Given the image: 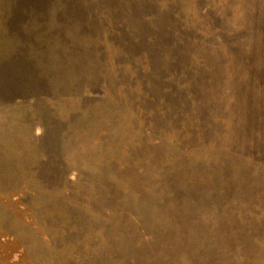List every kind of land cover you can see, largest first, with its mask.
<instances>
[{
    "label": "rangeland",
    "instance_id": "1",
    "mask_svg": "<svg viewBox=\"0 0 264 264\" xmlns=\"http://www.w3.org/2000/svg\"><path fill=\"white\" fill-rule=\"evenodd\" d=\"M2 1L0 264H130L132 260L134 264H199L203 259L198 255L209 256L210 252L196 245L195 239L189 249L175 250L166 249L162 241L175 223L192 221L205 228V211L192 210V204L186 210L189 215L185 210L179 214L170 211L165 202L144 198L136 194V188L129 191L127 186L136 183V178L145 182V177L152 176L157 180L160 172L172 170L183 153L185 163L193 167L199 164L205 168L212 159L218 160L220 150L231 147L232 102L241 92L253 114L262 115L254 136L259 139L255 150L264 153L263 112L255 111L259 100L264 99V83L253 81L242 65L247 60L256 68L254 53L264 56V17L258 24L260 11L250 3L251 22L238 28L244 5L239 9L237 0H163L170 8L157 12L153 25L146 24L149 34H143L142 40L151 45L148 36L158 28L162 30L159 25L157 28L160 17L183 40L194 37L200 41L199 49L210 53L209 60L218 64L211 69L209 63L207 73L213 79V102L226 104V109L204 121L185 116L189 119L181 122L175 117L179 108H184L183 102L179 107L178 90L187 84L169 79L162 60H158L151 77L140 67L146 63L138 56H128L116 43H107L104 13L110 8L117 13L120 7L125 12L123 6L130 5L131 0H116L120 4L108 5V9L103 8L108 0H36L32 6L15 5L11 14L7 1ZM93 1L103 5L92 8ZM257 4L264 9V0ZM32 12L42 16H30ZM137 23L140 26L143 21ZM26 24L31 29L28 35L23 28ZM173 29L165 27L158 40L164 43L163 36L168 31L173 34ZM231 29L235 33L228 36L229 43L235 45L240 34L243 36L229 52L221 38ZM155 51L162 56L161 47ZM259 63L264 74V61ZM148 83H153L148 93L154 88L157 93L169 88L177 97L169 105L163 99L159 106L143 91ZM234 109L244 111L239 102ZM152 118L157 122L154 129ZM154 140L157 143L151 142ZM246 141L247 136L239 140L243 148ZM42 154L58 156L65 175L71 174V182L60 185L66 191L57 189L65 176L54 180L46 175ZM258 169V177L264 181V159ZM100 174L113 196L108 203L106 198L91 196ZM93 188L98 193L95 185ZM152 191L146 187L144 194ZM249 214L261 217L264 206L253 205ZM260 249L247 262L238 264H264V244Z\"/></svg>",
    "mask_w": 264,
    "mask_h": 264
},
{
    "label": "trees",
    "instance_id": "2",
    "mask_svg": "<svg viewBox=\"0 0 264 264\" xmlns=\"http://www.w3.org/2000/svg\"><path fill=\"white\" fill-rule=\"evenodd\" d=\"M6 1L9 4L8 12L11 14L15 5L32 6L36 0ZM237 1L240 3L239 9L244 5V10L241 16L242 19L236 23V27L239 28L244 23L251 22L252 5L255 10L260 11L259 24L260 17H264V9L261 10V6L257 4L258 0ZM0 2L3 1L0 0ZM98 3L99 1H93V6L91 7L97 9L98 5H103ZM117 3L116 0H108V3L103 8L108 9V5H116ZM130 3V5L126 3L123 6L126 13L121 11L122 7L118 9L117 13L115 9L111 8L109 12L104 13L107 22L104 28L107 31V43H116L128 56L132 54H134V57L138 56L141 62L146 63L140 64V67L146 68V74H150L151 77L153 76L155 67L158 65V60H162L163 71L170 75L169 79L187 84L184 89L178 90L179 107L182 106L183 102L184 108L183 106L182 109L179 108V114L175 117L179 116L181 122L189 119L184 118L185 116H192L204 121L215 116L216 111L222 112L226 109V104L217 106V103L213 102L215 100L211 95L213 79L207 73L210 71L209 63L211 69L218 66V64L215 59L209 60L212 57L210 53L199 49L198 45L200 41L198 42L194 37H188L183 40L182 37H179V34L175 33L176 30L173 29L172 25L169 24L168 26V23L160 17L157 19V28L159 25L162 30L165 27L173 29V34L170 31L165 33L163 36L164 43H161L158 38L161 36L162 30L158 28L153 36H148V42L151 45L142 40L141 36L143 34H149L146 24L148 26L153 25L154 15L157 12L162 13L163 11H167L170 8H167L169 3L165 4L163 0H131ZM30 16L41 17L42 13L32 12ZM2 17L5 19V14ZM93 19L94 15L89 20L90 24H92ZM243 19L247 20L242 21ZM138 20L143 21V23L139 24L140 26L137 25ZM4 21L0 20V24L2 25ZM23 28L26 29L24 31L25 35L31 33V29L27 27V24ZM98 28L96 27L92 30L95 32ZM98 31L101 32L100 30ZM231 33H235L234 30L228 34H222L221 38L224 50L227 49L229 52L233 51L236 47L235 45H239L240 39L243 36L240 34L234 45L227 40ZM109 35L111 37L115 36L113 37L114 39H109L111 38ZM160 47L162 56L155 51L156 48ZM193 47H196L197 51H194ZM136 49L140 53H133ZM204 58H208V60ZM254 59L258 64L256 68L247 60L245 62L241 60V62H244L242 65L248 69V73L251 75L253 81L258 79L264 83V74H262V66L259 63V60L264 61V56H260L255 52ZM183 75L185 76L183 77ZM152 85L153 83H148L147 89L143 91L148 94L150 100L153 101V98H155L159 106H161L163 99L166 101L165 104L169 105L170 101L177 97V94L169 88H165L159 93H157V88H154L148 93V89L153 88ZM236 102L240 103L244 111L234 109ZM258 103L255 111L257 112L261 109L264 117V99H260ZM232 108L234 115L231 116L230 120L233 123L229 124V126H232L233 131V133L231 132L232 136L229 138L232 144H230L231 147H225L220 150L219 153L222 155L216 157L218 160L212 159L211 165L205 168L199 164L193 167L185 163V154L183 153L176 165L171 166L172 170L165 171L162 175L160 172L157 180L152 176L145 177V182L136 178V183L129 182L127 186L129 191L136 188V194L144 198L165 202L170 207V211L179 214L185 210V213L189 215L191 212H187L186 210L192 204L194 205L192 210L201 209V211H205L206 215L204 217L207 218V220L204 219L205 228L197 227L192 221L175 223L169 226L171 231L170 233H164L166 238H163L162 241L166 249L175 250L176 247L189 249L195 239L196 245L200 246L202 250L207 248L210 252L209 256L198 255L203 259L199 264H222L223 260L229 261V264L245 263L251 255L260 251L261 246L264 244L262 242L264 240V215H261V217L248 215L253 205L256 207L264 206V181L258 177V168L262 165L264 153L255 150V146L258 144L257 140L259 139L254 136V128L258 120L262 119V115L258 113L253 114L252 107L247 106L242 92L232 102ZM157 110L160 112L164 111L162 107H157ZM154 120L153 118L151 120L153 129L157 125V122ZM177 125L181 126L182 124L177 123ZM161 127H157V130L161 131ZM200 130L204 129L201 128ZM246 136V148H243V144L239 140L244 139ZM151 142L157 143L156 140ZM261 143L259 142V144ZM242 150H245L244 155L241 153ZM187 153L190 154L188 151ZM192 153L194 152L192 151ZM222 159H225L226 162H223ZM59 160L58 156H54V158L42 156V161L47 166L46 170L49 171V173L45 171L46 175L51 176L50 179L54 178L55 180L65 176V180L61 181L57 189L61 187V189L66 191V188L60 185L65 181L67 183L71 182L68 181L71 174L69 177L68 173L67 176L65 175L66 169L61 167ZM231 164H233L232 168H230ZM256 165H259L258 168H256ZM144 167L141 166V168ZM141 168H139L140 171H142ZM77 179L78 177L76 181ZM245 180L248 183H244ZM107 184L100 174L93 184L99 191L97 193L92 186L93 194L91 196L102 199L106 198V203L109 202L108 198L111 201L113 196L111 190H106ZM146 187H150L153 190L147 194L148 196L144 194ZM65 197H70V192H67ZM231 204L236 205L238 209H232ZM250 219L252 223H249ZM184 229L188 230V234L184 233ZM159 242L160 240H158ZM215 259L222 261L217 263L214 261ZM134 263L135 260L130 261V264Z\"/></svg>",
    "mask_w": 264,
    "mask_h": 264
}]
</instances>
